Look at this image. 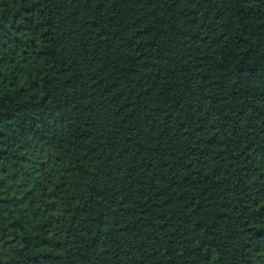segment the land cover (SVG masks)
Here are the masks:
<instances>
[{"label":"trees","instance_id":"trees-1","mask_svg":"<svg viewBox=\"0 0 264 264\" xmlns=\"http://www.w3.org/2000/svg\"><path fill=\"white\" fill-rule=\"evenodd\" d=\"M0 264H264V0H0Z\"/></svg>","mask_w":264,"mask_h":264}]
</instances>
